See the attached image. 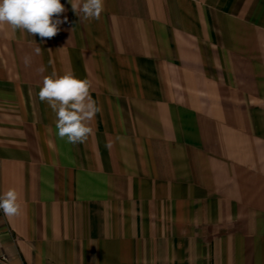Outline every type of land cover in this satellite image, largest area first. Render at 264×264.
Wrapping results in <instances>:
<instances>
[{
    "label": "crops",
    "instance_id": "1",
    "mask_svg": "<svg viewBox=\"0 0 264 264\" xmlns=\"http://www.w3.org/2000/svg\"><path fill=\"white\" fill-rule=\"evenodd\" d=\"M60 2L54 38L0 26V264H264V0ZM66 71L102 107L75 145L38 97Z\"/></svg>",
    "mask_w": 264,
    "mask_h": 264
},
{
    "label": "clouds",
    "instance_id": "2",
    "mask_svg": "<svg viewBox=\"0 0 264 264\" xmlns=\"http://www.w3.org/2000/svg\"><path fill=\"white\" fill-rule=\"evenodd\" d=\"M73 12L83 20H99L104 11L105 0H68ZM66 11L60 0H0V26L7 25L15 33L27 32L32 37L38 35L42 40L54 38L60 32V25L66 17H59ZM51 51V50H49ZM42 49L35 47L34 53L40 55ZM25 67L32 64V56L23 58ZM45 71L43 67L39 69ZM92 82L80 79L74 72L66 71L60 75L52 72L44 76L38 92L40 101L46 102L55 113L57 135L70 144L84 143L93 133L90 126L102 107L91 96ZM0 211L6 218L19 217L22 212L20 193L9 188L0 194Z\"/></svg>",
    "mask_w": 264,
    "mask_h": 264
}]
</instances>
